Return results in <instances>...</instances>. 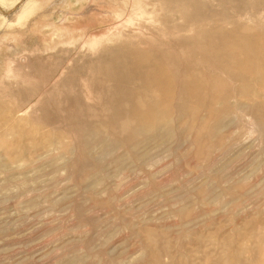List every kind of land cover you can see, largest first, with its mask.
<instances>
[{
	"label": "rangeland",
	"instance_id": "rangeland-1",
	"mask_svg": "<svg viewBox=\"0 0 264 264\" xmlns=\"http://www.w3.org/2000/svg\"><path fill=\"white\" fill-rule=\"evenodd\" d=\"M72 1L0 0V264H264L257 85L213 69L210 112L179 94L209 38L264 35V0ZM120 44L181 71L152 129L113 112Z\"/></svg>",
	"mask_w": 264,
	"mask_h": 264
},
{
	"label": "bare ground",
	"instance_id": "bare-ground-1",
	"mask_svg": "<svg viewBox=\"0 0 264 264\" xmlns=\"http://www.w3.org/2000/svg\"><path fill=\"white\" fill-rule=\"evenodd\" d=\"M42 1L46 3H50L51 6H53V8L56 5H58L57 3L59 2L64 1L66 4L70 2V0L69 2L68 0H42ZM75 1L80 2V0H75ZM83 1H86V0H83ZM87 1L92 2L93 0H87ZM71 2L73 1L71 0ZM175 4L176 3H174V5ZM178 5L180 4L178 3ZM60 8H61V5H60ZM58 10H59V7H58ZM178 10L179 9H177V11ZM181 13H184V12H181ZM238 26L239 27L233 28L232 32L227 31L226 33H223L222 35V37H224L223 41L215 40L213 37V38H209L206 44L202 43V54L204 55V60L207 66H205L204 63L202 65L205 66V68L200 69V67L196 68L195 66H191L189 68L184 69L182 72L181 71L177 72V69L175 70L174 68L170 67L168 65L169 58L167 57L162 58L158 54L147 52L146 49L144 50L137 46H129L127 44H120L118 46L119 48L118 55H116L115 58L111 59L112 66H111V72H110V76L111 78L114 79L115 84H116V89H114L113 91L115 92L116 96H117V93H119V98H117V101L115 98V102L117 104V109L113 111L115 112V115L124 116L126 118V121L130 122V124L133 126L134 132H136L137 130H140V128H142L141 125L143 124L144 125L149 124L150 129H152V127L154 128L153 119H155L161 114H162L161 115L162 117L163 115H165V113H167V110L171 102V97L174 94L173 93L175 90L174 83L171 78L179 74L180 72H181L180 73L181 89L179 90L180 98H182L183 100H187V99H191V101L194 100V102L197 105H202V106H203V103L207 102V104L205 103L206 104L205 107H207L208 110L209 109L212 110L214 109L212 107L213 103H217V100L215 96H211L209 101H205V94H207L208 89L210 88H213V91L216 92L217 90L216 86L218 85L217 83L219 82V85L222 84L220 82L221 81L220 78L219 77L217 78L215 74L212 73L213 69L215 70L223 69L226 72H229L230 74L242 77L241 79L239 78V81H240L239 84L243 85L244 87L246 86V88L249 87L250 84L251 85L256 84L257 87L255 88L257 89V94L254 97L255 98L257 97L256 99H259V100L262 97L263 100L255 104L257 106L263 105L262 107L264 108V35L257 33L255 31H252L250 30V28L244 29L242 25H238ZM12 41H14V37L12 36L11 33L10 34L0 33V45L2 44L9 45L10 50H11V48L15 47ZM179 42L181 41L179 40ZM5 49H8V48L6 47ZM125 83L129 85H126ZM130 84L132 85L131 88L128 87V89L126 88L123 90L125 86L126 87L130 86ZM209 86H212V87H209ZM147 92L155 93V95L150 97L149 94H147ZM156 93L160 95L158 96ZM120 94H121V97H120ZM123 94H125L124 98H122ZM256 99L254 100L255 102L259 101V100L256 101ZM254 101L252 99V102ZM185 103L188 104L187 101ZM192 104L194 105V103ZM186 106L184 107L186 108ZM194 107H192L193 110L195 109ZM224 110L222 113H224ZM191 112H189L188 114H190ZM181 113L182 115H184L187 112L184 113L181 111L180 114ZM193 113L194 111L192 112V116H193ZM206 113L207 112L205 111V114ZM219 115L220 114H218V116ZM195 116L197 117V115ZM206 116H203V117L206 118ZM218 116L214 120L212 127H211L213 134L216 133L214 132L216 131V129L222 127L221 125L223 124L222 122L224 121L222 117L221 118L223 120H221V118ZM181 117L179 116L180 120H181ZM167 118L165 117L164 119L167 120ZM198 118L200 119V117ZM164 119L163 121H165ZM168 121L164 123H169ZM219 130H222V129H219Z\"/></svg>",
	"mask_w": 264,
	"mask_h": 264
}]
</instances>
